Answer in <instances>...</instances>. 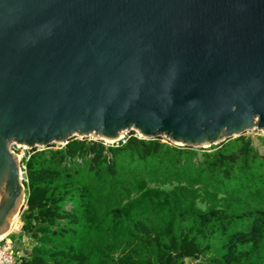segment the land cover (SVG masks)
I'll return each instance as SVG.
<instances>
[{"label": "water", "instance_id": "95a60500", "mask_svg": "<svg viewBox=\"0 0 264 264\" xmlns=\"http://www.w3.org/2000/svg\"><path fill=\"white\" fill-rule=\"evenodd\" d=\"M254 130L264 0H0V237L26 203L14 144L137 131L206 149Z\"/></svg>", "mask_w": 264, "mask_h": 264}, {"label": "trees", "instance_id": "16d2710c", "mask_svg": "<svg viewBox=\"0 0 264 264\" xmlns=\"http://www.w3.org/2000/svg\"><path fill=\"white\" fill-rule=\"evenodd\" d=\"M55 146L22 161L20 264H264V153L246 134Z\"/></svg>", "mask_w": 264, "mask_h": 264}, {"label": "built area", "instance_id": "2783aa9c", "mask_svg": "<svg viewBox=\"0 0 264 264\" xmlns=\"http://www.w3.org/2000/svg\"><path fill=\"white\" fill-rule=\"evenodd\" d=\"M135 136H137V135H135ZM129 137L130 136L127 135V132H124V134L121 137V140L119 142H125L127 140V138H129ZM119 142H117L115 144H118ZM111 145H114V144H111ZM20 147L21 146L14 144L12 146V151H14V149H17V148L20 149ZM18 156L20 157V160H21L20 170H21V177H22V180L24 183L25 181H27V179H26V166L22 163V161H23L22 155H18ZM10 234L8 236H5L4 238L0 239V264H20L22 261V255L16 249L14 242L10 238Z\"/></svg>", "mask_w": 264, "mask_h": 264}, {"label": "rangeland", "instance_id": "374dc122", "mask_svg": "<svg viewBox=\"0 0 264 264\" xmlns=\"http://www.w3.org/2000/svg\"><path fill=\"white\" fill-rule=\"evenodd\" d=\"M131 134H134V135H137L138 137H140V135L138 134V132L137 131H127V135H131ZM246 136H248V137H251L253 140H254V143H255V145H256V147L258 148V150L261 152V153H264V145H262V143H261V138L264 136V132H262V131H259V130H254V131H250V132H247L246 133ZM86 139H88V140H97V139H95L94 137H92V136H89V137H87ZM161 139H162V142L163 143H170V144H172L167 138H165V137H161ZM56 145V144H55ZM173 145V144H172ZM60 145H56L55 146V148H58ZM61 147V146H60ZM38 149H42V148H38ZM206 149H208V148H206ZM43 150V149H42ZM14 151L18 154V155H22V158L24 159V158H26V157H28L29 155H30V153H31V149H28V148H26V147H20V149L19 148H17V149H14ZM25 205H26V203H25ZM24 208H25V206H24ZM21 215V214H20ZM20 215L18 216V218H17V229L16 230H13V231H11L10 233V235H13V234H17V233H19L20 231H21V229H22V222H21V220H20ZM20 247H22V246H20ZM23 247H25L26 249H28V250H30L31 249V246H30V244H29V241L28 240H25L24 241V246ZM21 250V249H20ZM20 252V254L21 255H23L22 254V251H19ZM183 264H192L190 261L189 262H183Z\"/></svg>", "mask_w": 264, "mask_h": 264}, {"label": "bare ground", "instance_id": "6f19581e", "mask_svg": "<svg viewBox=\"0 0 264 264\" xmlns=\"http://www.w3.org/2000/svg\"><path fill=\"white\" fill-rule=\"evenodd\" d=\"M17 217H14L11 221V231L17 229ZM5 236L0 237V239L4 238Z\"/></svg>", "mask_w": 264, "mask_h": 264}]
</instances>
